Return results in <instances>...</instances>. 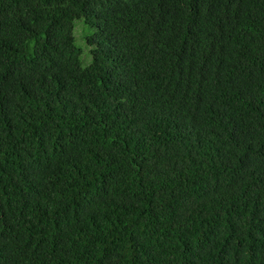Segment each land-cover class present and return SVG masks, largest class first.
<instances>
[{
	"label": "trees",
	"instance_id": "trees-1",
	"mask_svg": "<svg viewBox=\"0 0 264 264\" xmlns=\"http://www.w3.org/2000/svg\"><path fill=\"white\" fill-rule=\"evenodd\" d=\"M0 264H264V0H0Z\"/></svg>",
	"mask_w": 264,
	"mask_h": 264
},
{
	"label": "rangeland",
	"instance_id": "rangeland-1",
	"mask_svg": "<svg viewBox=\"0 0 264 264\" xmlns=\"http://www.w3.org/2000/svg\"><path fill=\"white\" fill-rule=\"evenodd\" d=\"M80 29V34L79 30ZM94 33V28H89L87 26H83V20H76L74 22V36L76 40V46L80 48L83 52L82 56V64L84 67H87L91 64L92 62V56L90 53V49H88L87 45L85 44V38L90 36L91 34ZM78 35L80 36V40H78Z\"/></svg>",
	"mask_w": 264,
	"mask_h": 264
}]
</instances>
